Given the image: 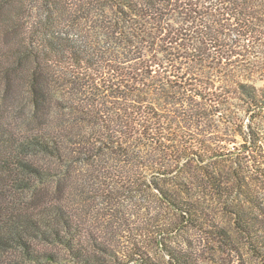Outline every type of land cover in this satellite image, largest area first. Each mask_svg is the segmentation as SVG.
Returning a JSON list of instances; mask_svg holds the SVG:
<instances>
[{
  "label": "trees",
  "instance_id": "16d2710c",
  "mask_svg": "<svg viewBox=\"0 0 264 264\" xmlns=\"http://www.w3.org/2000/svg\"><path fill=\"white\" fill-rule=\"evenodd\" d=\"M81 23L94 35L78 30ZM263 38L264 0H0V253L20 252L36 264H157L148 244L167 264H205L188 240L180 248L167 244L191 231L205 246L243 247L264 264V207L248 210L236 166L229 174L241 188L236 194L221 187L220 173L207 168L203 178L219 200L233 199L223 208L243 244H233L231 231L204 206L170 190L182 186V174H193L189 166L203 168L227 154L149 95L172 88L232 127L242 104L253 122L264 111V88L246 81L227 86L196 69L250 61L252 45ZM23 100L29 115L21 123L10 105ZM246 128L256 146L252 124ZM78 162L100 171L106 193L111 186L150 192L171 217L124 224L118 235L129 250L120 258L108 245L117 243L42 195V185ZM257 172L264 179V168Z\"/></svg>",
  "mask_w": 264,
  "mask_h": 264
},
{
  "label": "rangeland",
  "instance_id": "374dc122",
  "mask_svg": "<svg viewBox=\"0 0 264 264\" xmlns=\"http://www.w3.org/2000/svg\"><path fill=\"white\" fill-rule=\"evenodd\" d=\"M83 27L85 29H82ZM76 28L83 30V34L94 35V33H89L92 28L86 27L84 23L76 26ZM252 50L255 53L251 56L250 61L235 62L223 70H215L209 67H200L196 70L199 71L198 73H203L206 77L208 75L210 78H215L227 86H234L238 82L246 81L254 84L257 88H264V38L258 44L252 45ZM17 87L21 88L22 86L18 84ZM149 93L155 104L161 105V108L166 111H175L176 114L193 126L195 132L208 140L213 148L227 154L222 160L218 159L219 161L217 162L204 164L203 168L189 166L193 174H189L190 176L188 177L180 174L183 177L181 178L182 182H180L182 186L176 183L168 187L175 195L181 194L186 199L204 206L221 225L231 231L233 244H243L240 239H237L238 236L233 233L234 221L232 216L227 214L223 208V203L229 201H226V197L219 200L212 193L213 188L203 178V172L209 168L217 174L220 173L222 175V178H219L221 187L227 192L236 194V191L241 190V188L237 187V179L234 177V174L229 175L235 171L234 168L236 166L243 180L241 183L242 188L246 191V198L250 202L247 203L248 210H251V208L258 210L259 206L264 207V179L257 172L258 167L264 168V111H262L263 113H257L255 115L257 118L252 122V114H246L243 111V105L239 104L238 109L234 110L238 125L232 127L225 119L213 112L211 115H208L210 113H206L201 108L203 106L195 103V101H189V98L184 100V97L179 96L177 91L172 88L169 91L151 89ZM58 97L63 98V94L59 93ZM28 110L27 100H23V103L15 105L13 109L12 105H10V112H13L12 114L21 123H24L25 117L28 119ZM198 115L201 118L197 117ZM249 124H252V130L256 136V146L249 142L248 130L246 128ZM225 139L230 140L232 145L215 143L217 140ZM250 149L253 150V155L250 153ZM90 169V167L82 162H78L70 168H64L61 176L56 177L48 184L42 185V188H44L42 195L50 201H58L63 204L89 229L98 232L103 238L117 243L108 245L121 258L124 256L123 252L129 250V244H122L123 240L118 235L124 224L136 228L144 222L146 215L161 218L162 216L167 217L169 213H166L161 208L160 201L153 194H150V192L146 197L142 191L130 194L121 189V187L116 188L114 186L113 188L111 186L108 188L110 192L106 193L100 187L101 183L99 180L103 177L101 174L98 175L100 171H97L98 174H92ZM54 170L60 174L59 169ZM17 199L20 202L24 201L26 203L28 201L31 203V196L29 195H20ZM232 201L233 199L230 200V202ZM21 204L23 205V203ZM168 217L170 218L171 215L169 214ZM183 239L186 240V243L188 240L187 244L191 243L193 248L197 247V251L202 254L201 257H203L205 264H261L252 258L243 247H240L242 251L239 252L236 245V251H223L216 245L205 246L207 244L205 240L200 235L191 231L184 237L178 232L177 236H174L173 242L167 240V244L180 248L181 246L183 247ZM35 246L40 250L54 251L46 246L43 247L38 244H35ZM143 246L151 256L150 258H152L153 262L167 264V258L159 248L148 244H143ZM0 264L36 263L29 261L23 257L22 253L18 252L14 254L0 253ZM64 264L72 263L65 262ZM129 264L137 263L132 262Z\"/></svg>",
  "mask_w": 264,
  "mask_h": 264
}]
</instances>
